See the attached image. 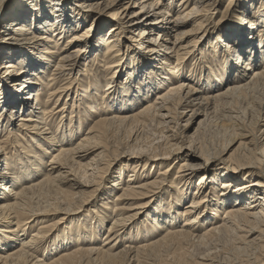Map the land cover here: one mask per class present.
I'll return each instance as SVG.
<instances>
[{
    "label": "bare ground",
    "instance_id": "6f19581e",
    "mask_svg": "<svg viewBox=\"0 0 264 264\" xmlns=\"http://www.w3.org/2000/svg\"><path fill=\"white\" fill-rule=\"evenodd\" d=\"M225 2L0 0V264H264V0Z\"/></svg>",
    "mask_w": 264,
    "mask_h": 264
},
{
    "label": "rangeland",
    "instance_id": "374dc122",
    "mask_svg": "<svg viewBox=\"0 0 264 264\" xmlns=\"http://www.w3.org/2000/svg\"><path fill=\"white\" fill-rule=\"evenodd\" d=\"M15 0H9V2L10 3H12V2H14ZM226 2L224 3V6L225 7H227V9H225V7H223V12H224V15H222V16H220L221 17V19H220V17H217L218 18V20L216 21L215 19H216V16L214 15L213 16V21L211 20V22H210V29H211V32H213V30L215 29V28H218V27H221L222 25L223 26H231L232 24H234L235 22H236V19H237V15H239V13L240 12H238V11H240V8H241V10H242V8L244 7L243 5H242V3L241 2H239V0H225ZM227 4V5H226ZM7 5L5 4L4 6H3V9L2 10H4V13L3 14H5V12H7V7H6ZM103 18V17H106V16H98L97 18ZM0 29H1V31H2V28L0 27ZM125 36H126V38H125ZM131 37V34L129 33V34H127V33H125V35H123L122 36V41H123V44H125V42H126V39H128V38H130ZM125 39V40H124ZM127 43H128V45L130 44V42H128V40H127ZM133 44V41H131V44H130V46H133L132 45ZM126 45V44H125ZM126 52V48H125V46L123 47V51H122V56H124V61L126 62V60H127V62L129 61V58H130V55H129V53H127L126 52V54L124 55V53ZM264 63V62H263ZM220 72V71H219ZM120 74V73H119ZM79 76H80V74H79ZM104 78H105V74H103V72H101V73H99V79L101 80V89H104L105 88V83H104ZM119 78H122V79H124V76L122 77V74L121 75H119ZM32 100V99H31ZM41 100H47V97H44L43 95L41 96ZM80 104H81V102H80ZM34 107L35 106V101H33V103L31 104V107ZM35 109V108H34ZM80 110V108L78 109V111ZM83 110H87L86 108H84ZM69 116V115H68ZM188 119V117L187 118H185V119H183V121H185V120H187ZM221 120V119H220ZM83 125L84 126H89L88 125V123H83ZM183 125H185V122H183ZM196 127V126H195ZM225 129H224V126H223V123H221V121H219L218 120V122H215V121H213L212 123H207L206 124V126H205V130H204V133H203V136H202V141H204L207 145H212V144H217L222 138H223V135H224V131ZM194 130H192L191 132H193ZM19 139V142H21L22 141V138H18ZM12 151V150H11ZM119 165H121V166H123L124 167V169H125V179H126V176H128V174L130 173V172H132V169H130L131 168V166L129 165V166H127V162H122L121 160H119V161H115V162H113V167L111 168V170L109 171V173L107 174V176H106V184L105 185H107V186H109L110 188H114L115 186H112L113 184V181L115 180L114 178H111V176L113 175V173H114V171H116V170H118L119 169ZM130 169V170H129ZM225 169H227V170H225V172H227V174H229V173H231L232 172V169H229V168H227V167H225ZM173 174H175L174 172H173ZM238 174V173H237ZM202 175H200V177H201ZM233 176V175H232ZM238 177V181H240L241 179H242V177H243V174L241 173V174H239V176H237ZM173 179H174V176H173ZM247 181H249V182H252V179H248ZM110 183V184H109ZM231 184V187H233V186H235L236 185V183L235 182H231L230 183ZM103 189H105V187L104 188H102V190ZM164 189V188H163ZM101 191V190H100ZM100 191L97 193V195H101L102 193H100ZM163 195H165V193L163 194ZM97 200H99V198L97 199ZM96 200V201H97ZM95 201H93V203H94ZM93 203L91 204V205H89V206H87V209L89 208H91V206L93 205ZM87 212H83L82 214L83 215H85ZM147 213V212H146ZM79 215H81V214H79ZM144 215H146V214H144ZM75 216H77V215H71L70 217H68L63 223H65V224H62L61 225V227L60 228H63L65 225L67 226L68 225V223L73 219V217H75ZM146 217V216H145ZM72 218V219H71ZM143 218H144V216H143ZM111 223V221H109V222H107V224H106V227H108V225ZM107 229V228H106ZM105 233H106V231H105ZM104 233V231L101 233L102 235L103 234H105ZM100 238V237H99ZM98 238H96L95 239V244L97 243H100V240L101 241H103L104 240V238H102V236H101V238H100V240H97ZM102 243V242H101ZM189 244H191V243H188V244H184L182 247H185L186 249H188V256H189V254H191V255H195L196 254V252L198 251V247H196V246H194V245H189ZM103 245V244H102ZM180 248V246L178 247L177 246V248H176V250L177 249H179ZM211 248V250H210V252H209V254L210 253H215L216 252V250H215V247L214 246H211L210 247ZM176 250H175V252H176ZM187 254H185V255H187ZM176 255V254H175ZM180 255V254H179ZM166 260L169 262V261H172L173 260V254H171L168 258H166ZM107 262L106 261H102L101 263H97V264H106Z\"/></svg>",
    "mask_w": 264,
    "mask_h": 264
}]
</instances>
